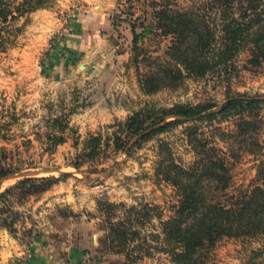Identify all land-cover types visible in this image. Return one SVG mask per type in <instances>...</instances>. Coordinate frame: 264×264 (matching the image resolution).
<instances>
[{
  "label": "rangeland",
  "instance_id": "rangeland-1",
  "mask_svg": "<svg viewBox=\"0 0 264 264\" xmlns=\"http://www.w3.org/2000/svg\"><path fill=\"white\" fill-rule=\"evenodd\" d=\"M209 1L50 0L46 9L13 23L20 33L0 53V162L5 168L22 171L10 175L13 179L0 180V192L24 179L60 180L24 199L17 194L8 197L6 208L21 217L15 234L0 228V264H27L34 249H43L47 264L54 260L60 264H126L123 257L100 248L105 215L99 202L126 207L148 204L169 215L175 199L172 188L154 177L157 143H168L177 163L188 167L196 159V150L189 144L186 129L192 128L196 139H209L213 127L181 124L130 154L114 152L103 142V152L96 160L78 169L72 163L79 161L77 156L89 135L100 134L104 141L115 131L109 126L124 121L144 104L168 110L176 105L224 101L226 86L211 76L145 96L130 62L132 27L140 34L151 22L154 8L191 10ZM168 44V39L153 35L138 41L142 53L152 58L163 57ZM247 56L239 57L240 71L230 82V93L264 96V64L243 70ZM146 71L145 64H140L139 73ZM61 115L68 117L66 142L51 153L46 134L51 120ZM261 115L264 118V108ZM227 125L215 127L227 133ZM259 136L264 143V128ZM213 145L226 147L219 138ZM231 163L233 189H245L255 178L256 162L246 156ZM263 243L222 238L208 249L202 264L247 263L251 251ZM136 264L172 263L158 253Z\"/></svg>",
  "mask_w": 264,
  "mask_h": 264
},
{
  "label": "trees",
  "instance_id": "trees-1",
  "mask_svg": "<svg viewBox=\"0 0 264 264\" xmlns=\"http://www.w3.org/2000/svg\"><path fill=\"white\" fill-rule=\"evenodd\" d=\"M49 2L0 0V53L12 46L20 33V29L13 28V23L46 9ZM142 30L138 34L132 27L130 62L143 95L176 90L187 80L199 81L211 76L226 86L225 99L220 104L176 105L168 110L147 103L124 121L109 126L115 131L104 141L100 134L88 136L82 153L77 156L79 161L72 163L76 169L82 163L96 160L103 152V142L114 152L130 154L134 148L181 124L213 127L209 139L204 136L196 139L193 129H186L189 144L196 150V159L188 167L177 163L168 143L158 141L154 177L174 193L169 215L148 204L126 207L99 202V210L105 215L100 248L123 257L126 264H136L158 253L167 256L172 264H202L208 249L222 238L263 241L264 143L259 134L264 128L261 115L264 96L231 94L230 82L240 71L241 54L248 55L243 70L264 64V0H210L201 8L191 10L154 8L151 22ZM149 35L169 40L163 57L145 56L138 47L139 39ZM142 63L147 71L140 74ZM224 123L228 124L227 133L215 127ZM68 126V117L62 115L49 123L50 132L46 137L51 153L66 142ZM216 138L226 144L224 150L213 145ZM246 156L256 162L255 178L245 189H233L231 160L240 161ZM21 171L5 168L0 162V180ZM59 180L55 177L24 179L13 189L0 192L3 204L0 228L15 234V225L21 217L6 208L8 197L17 194V198L24 199L45 191ZM118 212H122L121 216ZM262 256L264 243L251 251L249 261L243 264H264V259L256 262Z\"/></svg>",
  "mask_w": 264,
  "mask_h": 264
},
{
  "label": "crops",
  "instance_id": "crops-1",
  "mask_svg": "<svg viewBox=\"0 0 264 264\" xmlns=\"http://www.w3.org/2000/svg\"><path fill=\"white\" fill-rule=\"evenodd\" d=\"M38 11H40V10H38ZM62 46H63V43L60 44L59 48H61ZM59 60L60 59L58 58V61ZM58 72H60V71H57V73H55V74H58ZM41 250H43V249H39V250L34 249L35 252H34L33 256H29V259L27 260L28 261L27 264H47L48 259H46L45 255H44L45 253L42 252ZM55 261L56 260L53 261L54 264H60V263H56Z\"/></svg>",
  "mask_w": 264,
  "mask_h": 264
},
{
  "label": "water",
  "instance_id": "water-1",
  "mask_svg": "<svg viewBox=\"0 0 264 264\" xmlns=\"http://www.w3.org/2000/svg\"><path fill=\"white\" fill-rule=\"evenodd\" d=\"M7 179H13V177L8 176ZM1 181H3V180H1ZM1 181H0V184H1Z\"/></svg>",
  "mask_w": 264,
  "mask_h": 264
}]
</instances>
